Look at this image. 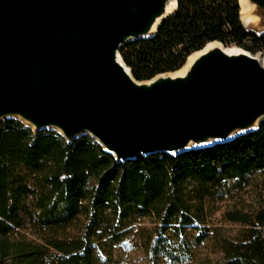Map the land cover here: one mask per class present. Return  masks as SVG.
Returning a JSON list of instances; mask_svg holds the SVG:
<instances>
[{
    "label": "trees",
    "instance_id": "1",
    "mask_svg": "<svg viewBox=\"0 0 264 264\" xmlns=\"http://www.w3.org/2000/svg\"><path fill=\"white\" fill-rule=\"evenodd\" d=\"M177 1L154 37L122 47L136 81L176 72L212 42L264 56L239 0ZM135 236L148 264L194 260L205 244L202 264H264V123L224 145L116 163L87 135L68 144L0 122V264H102Z\"/></svg>",
    "mask_w": 264,
    "mask_h": 264
},
{
    "label": "water",
    "instance_id": "2",
    "mask_svg": "<svg viewBox=\"0 0 264 264\" xmlns=\"http://www.w3.org/2000/svg\"><path fill=\"white\" fill-rule=\"evenodd\" d=\"M245 2L264 28V0ZM177 6V0H0V122L57 132L68 144L87 135L116 163L177 157L253 133L264 123L258 55L241 49L227 55L212 42L220 48L197 57L183 76L164 73L146 82L118 63L122 47L154 37Z\"/></svg>",
    "mask_w": 264,
    "mask_h": 264
},
{
    "label": "rangeland",
    "instance_id": "3",
    "mask_svg": "<svg viewBox=\"0 0 264 264\" xmlns=\"http://www.w3.org/2000/svg\"><path fill=\"white\" fill-rule=\"evenodd\" d=\"M248 30H254L255 32L258 30L254 26H248ZM258 32V31H257ZM259 33V32H258ZM224 46V45H223ZM227 49H239L238 47L234 46H224ZM261 59H264V56L258 55ZM211 223L213 226H220L223 229L228 230L227 225L224 226L222 222H220L219 215H216L214 218L211 219ZM143 226L148 227L147 224ZM210 245L205 244L199 247L195 251V255L193 257L194 260H185L181 264H202L204 260L211 259V252H210ZM211 257V258H210ZM163 263V261H162ZM102 264H148L147 255L145 250L138 243L137 236L129 237L122 241L120 245L114 248L113 254L110 260H105ZM169 264V263H163Z\"/></svg>",
    "mask_w": 264,
    "mask_h": 264
},
{
    "label": "bare ground",
    "instance_id": "4",
    "mask_svg": "<svg viewBox=\"0 0 264 264\" xmlns=\"http://www.w3.org/2000/svg\"><path fill=\"white\" fill-rule=\"evenodd\" d=\"M239 6H240V20L242 22V24L247 28L248 26H254L256 29H258L260 32L264 30L263 27H258L259 22V18L256 17L254 14H252L250 12V10L247 8V4L245 2V0H239ZM175 8V3L171 4L168 7V13H172L174 11ZM215 48H220L219 45L215 44V43H208L206 44V47L201 51V52H197V53H193L191 54V56H189L186 59V63L185 65L178 71H176V73L169 75L172 78H176V76H183L191 67V65L194 63V60L199 57L200 55L206 53V51L215 49ZM224 52L227 55H236L238 53H242L240 50L236 49H224ZM256 60H258L260 66H262L264 68V59H261V57L256 56L255 58ZM118 63H120L122 66H124V63L121 62L120 59L117 60ZM125 68V66H124ZM126 69V68H125ZM126 72L129 74L128 70L126 69Z\"/></svg>",
    "mask_w": 264,
    "mask_h": 264
}]
</instances>
